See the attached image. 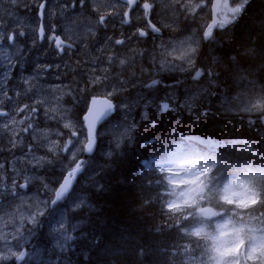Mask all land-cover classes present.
<instances>
[{
    "label": "rangeland",
    "instance_id": "1",
    "mask_svg": "<svg viewBox=\"0 0 264 264\" xmlns=\"http://www.w3.org/2000/svg\"><path fill=\"white\" fill-rule=\"evenodd\" d=\"M32 1L33 0H0V90L4 88L9 90L6 94V96L9 95V97L5 98L2 106H10V99L14 95H21L24 100L28 102L26 109H24L26 112L24 111L23 116L20 115L22 118L13 113L6 112V121L0 127V134L6 133L10 136V138L0 141L1 153L11 156L8 161L0 163V232L7 238L6 241L0 240V256L9 255L10 252H24L25 249L27 253L23 261L17 262L15 257L10 256L9 259L0 261V264H53L50 258L43 255L42 251L45 253V250L39 246L38 242H33V250L29 252L28 242L35 236L33 231L40 222L42 223H40V231L48 235L55 251L66 249L69 242V222L67 213L74 211V209L80 206L86 207V209L89 207L88 205L86 206L85 196L90 193L92 181L96 178L97 174L94 173L102 169L93 162L97 163V159L99 160L101 157L110 154L112 149L117 150L123 142L129 139L132 134L133 126L135 125L136 127L134 118H136L138 114L141 118L143 117V119L146 118L147 113L161 114L157 112V110L154 111L152 108V104L154 105L157 100L178 101V103L173 105H181L184 102V97L193 91L194 82L188 78L189 72L180 71L179 68H174L171 65H169L168 68L162 69L161 54L165 51H171L173 45H179L181 41L186 40L190 36L194 39H198L196 32L200 30L204 18L211 12L210 9L204 8L200 4L201 0H151L154 1L156 5V15H159L160 22H158V25L160 23L162 29L169 33V37L164 41L153 44L156 50L154 51L153 58H149L143 52L125 44L122 45L125 46L122 51L118 50V53L127 52V64H130L133 70L142 72L145 80L148 81L147 84H150L152 79L160 81L156 86L159 92L157 96H155L153 89H151V91H146V87H143L137 90L141 93L138 100L133 101L130 99L135 98L134 93L130 94L128 99H119L115 97L118 91L122 90V92L126 93L134 89V82L131 81V78H128L126 81L121 80L123 72L127 75V68H125L124 71L119 69L120 67H116L115 70H113V72L117 73L116 75H114L113 72L105 74L104 72H107L108 69L101 71L96 66H93L89 59L85 58V60L81 59V61H77L76 65L74 64L73 70H65L63 66L59 67L53 65L50 61H43V55L38 56V59L35 60L33 64L31 62L32 58L26 54L25 47L34 44L33 41H30V38L34 36L35 28H33L32 25L36 24V15L34 14H36L40 0ZM58 1L59 0H49V4L45 9V15L47 16V14H49L52 16L61 26V32L63 34L67 35L66 32H70V43L72 42L75 46L77 45L75 51L77 49L78 51H88L85 45L89 41H94L98 55L102 46L101 36L104 30L108 28L107 25L98 22V17L100 14L106 13L109 9L115 8H118V10L116 9L115 11L119 14L118 1L83 0V3H81V0H66L67 3H64L65 0ZM238 2L239 0H227L225 3H227L229 7H232ZM72 3L74 5L73 9L70 7ZM225 11L226 9L223 6L220 11L219 19L223 17ZM69 12L71 14H69ZM171 14L177 15L174 20H170L169 16H171ZM62 19L65 20L63 21ZM167 20H170V23H168ZM90 24L92 26H90ZM79 25L80 27H78ZM223 29L224 28L217 26L213 31V37L216 30L221 31ZM10 35L13 37L12 41L7 39ZM90 36H92L93 39L90 38ZM198 45L195 43L193 44L194 47H198ZM75 51H72V55H75ZM116 54L117 49H115V55ZM196 56L197 52L194 55V62ZM155 58L157 59L153 60ZM85 63H88V69L82 67L81 64ZM173 63H179V61H174ZM120 66L124 65L120 64ZM184 66L187 67V65ZM195 66L196 68L202 67L201 65L198 67L196 63ZM167 70L178 74L183 73V75L180 77H171L163 73ZM118 71L123 72L118 73ZM54 72H61V75L57 76ZM132 74L133 72H129V75ZM167 76L170 77L171 83H175H165L163 77ZM73 77L76 78L74 87L71 86ZM54 80H64L68 82L64 84L53 83ZM73 82L75 83V80ZM78 82L80 84H78ZM225 83L229 85V89H225V93L218 92L219 98L216 100L218 104L228 111H235L241 114L246 113L238 108L242 104H246L249 98H254L253 94L248 92V88L251 86L245 84L247 88L237 87L238 89H236V82L233 80L225 79L224 82L222 77H218L217 79L205 75V77L201 78L200 89L202 90L205 87L206 89L213 90L215 84H222L224 86ZM81 86L83 89H81ZM251 89H253V87ZM108 93H112L108 98L113 99L114 102L118 104L117 117L105 124L98 134L99 145L94 157L96 159L93 158L91 159L93 162L89 160L85 163L84 171L86 170V172L79 182V198L75 194H72L63 204H61V201L53 205L51 200L55 186L52 184L58 176L49 172V174L44 175L42 174V170L49 168V158L60 160V162H54L55 165L63 166L58 177L59 181L62 174L73 166L83 145L82 128L78 121V115L83 110L88 95L92 94L106 97ZM226 98L227 103L225 102ZM17 100L20 99L17 98ZM233 102H237V107H230ZM158 103L160 105L162 102ZM178 109H181L180 113L184 114V110L187 108ZM34 110H36V112ZM125 113H127V116H125ZM195 120V122H197V119ZM195 122L193 123L192 121L188 125V128L182 127L180 130L176 125L177 122L173 119L172 122H170V129H175L174 135H176L178 139L184 140V145H190L194 140L195 142L204 144L205 147L207 146L208 151H214L216 149L215 147L218 148L217 145L220 141L218 139L210 138L200 140L197 137H193L194 134H192V130L196 124ZM66 124L68 127H65ZM73 132L76 133V138H73ZM172 133L173 132H171V134ZM3 141H7V143L3 144ZM69 141H71V143H69ZM106 143L108 145L107 147ZM176 148L179 150L178 147ZM50 149L52 150L50 151ZM188 165L194 168L200 167L203 169H210L209 163L200 161V156L195 153L187 157L176 156L170 159L167 165L169 171L168 181L175 190L174 203L176 206L188 205L201 201V199L196 196L195 192H193L194 185L182 182V180L186 179V173L181 166ZM257 169L260 170L259 167H257ZM231 181H235V183H230ZM22 184L27 185L28 192H22L20 190ZM225 185L228 187L227 191L224 190ZM225 185L220 190V198L224 201L225 197L232 199L234 203L230 205L235 207V210L230 213L219 212L220 215L218 216H212L211 212L209 217L207 213L199 214L200 218H198L199 220L196 222L195 230L197 228H202L203 231H206L207 227H212V233H215L216 223L222 222L221 217L224 219L230 218V222L227 225L228 231L232 229L233 225H245L246 230L247 228L261 229L243 220L242 211L245 205L252 200L251 193L247 189L243 178L230 179ZM211 191H213V188ZM207 193H209V191H207ZM171 205L174 204L172 203ZM89 209L90 208L87 210ZM196 211H198V208ZM233 213H235V215ZM237 214H239V216H237ZM33 216H35L36 219L34 222H31ZM46 217L51 218V220H48ZM207 217L209 223L205 220ZM209 242L210 246L205 252V258L207 262L211 264V262L208 261V256L210 255L209 249L212 246V241L209 239ZM256 262L260 264L258 260Z\"/></svg>",
    "mask_w": 264,
    "mask_h": 264
},
{
    "label": "trees",
    "instance_id": "2",
    "mask_svg": "<svg viewBox=\"0 0 264 264\" xmlns=\"http://www.w3.org/2000/svg\"><path fill=\"white\" fill-rule=\"evenodd\" d=\"M216 44L218 50L211 52L210 57L215 60L217 72H223L224 82L225 79L235 81L236 89H245L247 84L251 86L248 90L254 96L264 95V56L245 57L243 48L240 47H254L258 52L264 50V0H250L240 16L227 25L223 32H216L214 41H210L206 47H215ZM131 48L142 51L140 47ZM238 54L244 69L239 76L234 71L231 60L233 55ZM115 58L119 69L130 66L126 62L127 52L118 53ZM122 60L125 67L120 66ZM74 64L76 65V61ZM74 64L71 68H74ZM127 72V75L123 72L122 81L133 76L136 81L134 87L141 88L148 83L139 70L132 69ZM129 72L133 74L129 75ZM217 75L213 77L218 79ZM240 76L243 78H239ZM74 80L76 78L73 77V87L76 84ZM228 86L226 83L224 86L215 84L213 90L204 87L207 91L203 93L197 106L191 110L185 109L183 114L188 122L194 123L197 119L192 133L196 136L220 141L248 140L252 143L257 155L220 147L215 151H206L198 146L200 153H207L214 161L215 173H223L224 176L242 171L249 165L261 167L264 163L260 159L264 156V126L261 116L228 111L216 101L219 98L218 92L225 93ZM153 90L157 96L158 90ZM158 102L164 101L157 100L152 104L154 111L159 106ZM169 102L172 107L161 114H169V119L173 118L179 123L180 118L175 109L182 107L173 105L178 101ZM230 107H237V102H233ZM249 120L255 123L249 125ZM170 125L166 117L159 118L155 128L149 132L151 135L143 133L152 138L148 140L151 143L146 146L138 145L137 142L134 146L135 136L139 135L135 134L134 125L129 139L117 150L105 155L102 169L92 181L88 194L86 206L90 209L81 207L68 217L71 231L67 250L63 254L48 250V257L58 259L55 264H205L204 251L208 242L202 236L191 235L192 212L187 208L174 209L169 206L171 195L165 178V164L173 155L175 144L184 143L176 135H171L173 129H170ZM137 147L140 148L139 151ZM255 187L260 195V202L257 206L246 209L244 213L264 225V173L257 175ZM40 235L39 246L47 248L44 234Z\"/></svg>",
    "mask_w": 264,
    "mask_h": 264
},
{
    "label": "snow or ice",
    "instance_id": "3",
    "mask_svg": "<svg viewBox=\"0 0 264 264\" xmlns=\"http://www.w3.org/2000/svg\"><path fill=\"white\" fill-rule=\"evenodd\" d=\"M250 2V0H239L238 3H235V6L229 7L227 3L224 4V8L226 11L223 13V17L220 19L214 18V23L212 25H209L207 30L204 31L203 39L204 40H212L213 37V30L215 27L225 28L227 25L233 23L237 17L240 16L242 11L245 9L246 5ZM81 3H83V0H81ZM137 3V0H127V7L131 8L133 5ZM44 5H41V8L43 9ZM153 7V4L150 2H144L143 3V9H144V16L145 18L148 17L151 9ZM195 10V9H193ZM100 24H103L105 22V16L101 15L98 21ZM122 23H129L128 20V13H124V19L122 20ZM149 27H151L153 32H159L160 28L156 25L152 24L151 21H149ZM41 35H43V28L40 29ZM140 36H145L147 33L143 30L139 31ZM9 41L13 40V37L10 35L7 37ZM55 43L58 48L62 47L63 41H61L59 38H54ZM116 44H122V40H116ZM199 44L198 39H194L193 37H188L186 40L181 41L179 45H173L171 51H165L161 54V68H168L169 65H171L174 68H179L180 71L189 72V77L194 83H193V91H191L187 96L184 97L183 104L180 105L182 108H187L189 110L193 109L197 106L198 101L200 100L201 96L206 89H200V81L202 77H205L207 75L208 77H212L215 75L214 72L211 70L205 72L204 69L196 68L195 62H194V55L197 52V47H194L193 44ZM240 47L243 48V55L245 57L248 56H264V50L257 51L254 47H248L246 45H241ZM170 58V59H169ZM231 60L234 65V71L238 74L244 71L241 65V61L239 59L238 55H233L231 57ZM174 61H179V63H173ZM121 64L124 63V61H120ZM184 65H187L185 67ZM239 78H243L240 76ZM211 82V81H210ZM160 83L157 79H152L150 84H146L145 87L149 89H154L158 84ZM112 93H108L103 101V109L101 110L102 115H110L111 111L117 107L112 103L110 99L107 97H110ZM96 98H93V104H95ZM227 102V98L226 101ZM170 107H172L171 103L167 100L162 102L157 107V112L159 113H165L167 112ZM243 112L246 113H264V95H257L254 98H249L247 103L240 109ZM23 111V109H21ZM91 111V109H89ZM206 114V113H205ZM0 115H3V113H0ZM125 116H127V113H125ZM261 119H264V115L260 117ZM87 119V117H85ZM143 119V117H142ZM155 121H153V126H155ZM255 123V121L249 120V125H252ZM65 127H68L66 124ZM93 128L94 125L89 126V134L87 137V144L85 146L86 150L88 152H91L93 149L94 144V134H93ZM173 133H175V129H173ZM76 133L73 132V136H75ZM71 143V141H69ZM148 143H151V141H146V146ZM218 147L222 149H238L240 151H247L251 152L253 155H257V153L253 150L252 143L248 140H222L218 142ZM67 147V146H65ZM52 149H50L51 151ZM224 157L222 156L221 159ZM261 160H264V156L260 157ZM195 163V162H194ZM185 173H186V179L182 180V182L191 183L194 185L193 192H195L196 196L200 199L204 198V190L207 189L209 192L212 190L213 187L218 188L224 179V174H217L213 173L211 169H203L200 167H192L191 165L188 166H181ZM81 164L76 165V169H80ZM73 175V173H69V176ZM230 183H235V181H231ZM66 185L67 181L65 182V186H62V189L66 191ZM24 185H21L23 187ZM225 191L228 190L227 185H225L224 188ZM64 192L58 191L56 192V199L52 200L51 203L53 205L57 204ZM183 194V193H181ZM225 202L228 204H233L234 201L232 199H228L227 197L224 198ZM257 201L256 199H252L251 203L255 204ZM246 206V205H245ZM171 207V206H170ZM203 211V210H202ZM43 214V213H38ZM235 215V213H233ZM191 215V214H190ZM212 216H218L220 213L218 212H211ZM188 217L186 216L185 219ZM36 219L35 216L32 217V221L34 222ZM222 222L216 223L215 227V233L208 234V238L212 241V246L209 249L210 255L208 256V261L211 262V264H241L243 261H259L260 264H264V229H257V228H247L245 225L236 226L233 225L232 229L230 231L227 230V225L230 222V218L224 219L221 217ZM203 231L202 228H197L191 235L199 237L201 232ZM6 236L0 232V240L6 241ZM11 257H15L16 261H23L25 259V253L24 252H10L9 255L0 256V261L7 260Z\"/></svg>",
    "mask_w": 264,
    "mask_h": 264
},
{
    "label": "bare ground",
    "instance_id": "4",
    "mask_svg": "<svg viewBox=\"0 0 264 264\" xmlns=\"http://www.w3.org/2000/svg\"><path fill=\"white\" fill-rule=\"evenodd\" d=\"M34 1V0H33ZM32 1V2H33ZM37 1V0H36ZM39 1V0H38ZM49 1V0H48ZM53 1V0H52ZM60 1V0H59ZM58 1V2H59ZM91 1V0H90ZM110 1V0H109ZM147 1H149L150 3H152L153 4V8L154 9H156V5H155V3H154V1H151V0H147ZM72 2V1H71ZM106 2V1H105ZM140 2V1H139ZM160 2V1H159ZM177 2V1H176ZM213 2H214V0H212V5H211V11H212V6H213ZM29 3V2H28ZM77 3H78V1H77ZM178 3V2H177ZM3 4V3H2ZM36 4V3H35ZM35 4H34V6H35ZM49 4V2L47 3V5ZM52 4V3H51ZM55 4V3H54ZM69 4V3H68ZM80 4V3H79ZM25 5H27V4H25ZM70 5V4H69ZM87 5V4H86ZM105 5V4H104ZM165 5V4H164ZM175 5V4H174ZM159 6V5H158ZM47 7V6H46ZM49 7V6H48ZM58 7V6H57ZM84 7V6H83ZM106 7V6H105ZM161 7V6H160ZM65 8V7H64ZM136 8V7H135ZM134 8V9H135ZM24 9V8H23ZM22 9V10H23ZM76 9V8H75ZM45 10V9H44ZM54 10V9H53ZM63 10V9H62ZM116 8L115 9H109L106 13H103V14H100V16L101 15H104L105 16V22L103 23L104 25H107L108 26V28H106L105 30H104V32H103V34H102V36H101V40H106V43H107V48L110 50V53L111 54H113V46L116 44L115 43V41L116 40H122L123 41V43L122 44H125V45H127V46H129V47H140L141 49H142V51L141 52H143L147 57H149V58H153V56H154V51H156L155 50V46L153 45V44H155V43H159L160 41H164L165 39H167L168 37H169V33H167V31H165L166 33H167V36L165 37H162L163 36V32H164V30L162 29V27L160 26V23H159V28H160V31L159 32H153L150 28L151 27H149V24L147 25L146 23H144V19H145V16H144V13L143 14H139V16H138V22H133V23H128V24H123L122 22H121V20H122V16H121V14H118V13H116ZM157 10V9H156ZM50 11V10H49ZM59 11H60V9H59ZM29 12V11H28ZM34 12V11H33ZM68 12V11H67ZM81 12V11H80ZM90 12V11H89ZM141 12V11H140ZM164 12V11H163ZM54 13V12H53ZM75 13V12H74ZM83 13V12H82ZM152 13V15H150ZM151 13H149V16H151V18H152V24H154V25H156L157 26V23L158 22H160L159 21V15H156V11H151ZM168 13V12H167ZM29 14V13H28ZM69 14H71L70 12H69ZM91 14V13H90ZM97 14V13H96ZM34 15H36V14H34ZM79 15V14H78ZM136 15V14H135ZM28 16V15H27ZM80 16V15H79ZM133 16V15H132ZM175 16H177V15H173V14H171V16H169L170 17V20H174L176 17ZM35 17V16H34ZM45 17V16H44ZM47 17H48V20H49V23H50V31H51V33L53 34V35H56V36H58V35H60V34H62V35H64V37L65 36H67V38L68 39H70L69 37V34H70V32L68 33V32H66L67 33V35H65V34H63L62 32H61V26L52 18V16L51 15H49V14H47ZM46 17V18H47ZM62 17H64V16H62ZM81 17H82V14H81ZM92 17H94V16H92ZM163 17V16H162ZM30 18H32V17H30ZM89 18H91V17H89ZM136 18V17H135ZM58 19V18H57ZM60 19V18H59ZM69 19V18H68ZM77 19V18H76ZM95 19V18H94ZM134 19V18H133ZM162 19V18H161ZM63 20V19H62ZM65 20V19H64ZM63 20V21H64ZM67 20V19H66ZM93 20V19H92ZM96 20V19H95ZM131 20V19H130ZM170 20H167V22L168 23H170ZM62 21V22H63ZM68 21V20H67ZM76 21V20H75ZM151 21V20H150ZM163 21V20H162ZM42 22V21H41ZM93 22V21H92ZM35 23H36V21H35ZM77 23V22H76ZM90 23V22H89ZM41 24V23H40ZM74 24V23H73ZM163 24V23H162ZM167 24V23H166ZM34 25V24H33ZM32 25V26H33ZM46 25V24H45ZM72 25V24H71ZM78 25V24H77ZM39 26V25H38ZM88 26V25H87ZM87 26H86V28H87ZM90 26H92L91 24H90ZM89 26V27H90ZM45 27V26H44ZM69 27V26H68ZM78 27H80V25L78 26ZM158 27V26H157ZM41 28H42V26H41ZM75 28V27H74ZM93 28V27H92ZM91 28V29H92ZM226 28V27H225ZM224 28V29H225ZM223 29V30H224ZM49 30V29H48ZM80 30V29H79ZM84 30V29H83ZM140 30H143V31H147V30H149V32L151 33V35L152 36H150L149 37V40H151L153 37L155 38V40L153 41H147V40H145V38H146V35L145 36H140L139 35V31ZM223 30H221V31H219V30H216V32L218 33V32H223ZM34 31V30H33ZM168 31H170V30H168ZM216 32H215V35H216ZM47 33V32H46ZM148 33V32H147ZM186 33V32H185ZM197 33V37H198V39H200L199 40V45H198V47H197V56H196V60H195V63L198 65V67L201 65L202 67H200L201 69H204L205 70V72L207 73V71H209V70H211L212 72H214L215 73V75H217V74H219V75H217V76H219V77H223V72L221 71L220 73H218L217 72V70L215 69V60L214 59H212L211 57H210V53L211 52H214V51H216V50H218V45L216 44V46L214 47L213 45H210V46H208V47H206L207 46V44L210 42V41H213V39L212 40H204L203 39V35L202 34H200L199 33V31H197L196 32ZM101 34V33H100ZM214 35V36H215ZM85 36H86V34H85ZM44 37V36H43ZM89 37V36H88ZM93 37H96V36H93ZM99 37V36H98ZM110 37H111V39H112V42H111V44H109V40H111L110 39ZM175 37V36H174ZM26 38V37H25ZM45 38V37H44ZM57 38H59V39H62V37L61 36H58ZM81 38V37H80ZM90 38H92V36H90ZM77 39V38H76ZM75 39V40H76ZM93 39V38H92ZM95 39V38H94ZM109 39V40H108ZM45 40H47V38L45 39ZM55 40V39H54ZM179 40V39H178ZM24 41H26V40H24ZM172 41V40H171ZM35 42V41H34ZM52 42V41H51ZM70 42V41H69ZM77 42V41H76ZM75 42V43H76ZM79 42V41H78ZM85 42H87V41H85ZM92 42H94V41H92ZM92 42H87V43H92ZM48 43V42H47ZM72 43V42H71ZM168 43V42H167ZM74 44V43H73ZM164 44V43H163ZM24 45V44H23ZM75 45V44H74ZM25 46V45H24ZM77 46V45H76ZM165 46V45H164ZM163 46V47H164ZM81 47V46H80ZM166 47V46H165ZM206 47V48H205ZM236 47V46H235ZM26 48V52L29 54V53H31V52H33V51H36L37 53H42V54H46V55H49V48H51V47H48V48H44V47H42L41 45H35V46H33V49H30V48H28V47H25ZM75 49V48H74ZM215 49V50H214ZM222 49H224V48H222ZM163 50V49H162ZM78 51V49L75 51V52H77ZM158 51H159V49H158ZM54 53V52H53ZM68 53V52H67ZM73 53V52H72ZM158 53V52H157ZM62 54V53H61ZM218 54H220V53H218ZM224 54V53H223ZM222 54V55H223ZM61 56H63V55H61ZM60 56V57H61ZM158 56V55H157ZM156 57V56H155ZM58 58V57H57ZM63 58V57H62ZM159 58V57H158ZM66 59V58H65ZM157 58H155V59H153V60H156ZM60 60V59H59ZM70 60V59H69ZM61 61H63V60H61ZM61 63V62H60ZM66 63V62H65ZM64 63V64H65ZM68 63V62H67ZM63 64V65H64ZM70 64V63H69ZM57 66H59V65H57ZM70 66V65H69ZM64 67V66H63ZM67 67V66H66ZM57 69V68H56ZM216 72H217V74H216ZM118 73H119V71H118ZM165 75H169V76H171V77H180L181 75H183V73L182 74H178V73H175V72H170L169 70H167V71H164L163 72ZM211 78H213V76L211 77ZM170 80V79H169ZM76 81V80H75ZM78 84H80L79 82H78ZM82 84V83H81ZM80 86V85H79ZM82 87V86H81ZM85 87V86H84ZM81 89H83V87L81 88ZM119 89V88H118ZM248 92H250V93H252L253 94V92H251V91H248ZM90 93V92H89ZM132 93H134L135 94V98H133V99H130V100H133V101H137L138 100V97H139V95H141V93L139 92V91H137V90H130L129 92H126V93H124V92H122V90L121 91H118L117 93H116V96L115 97H117V98H119V99H122V98H124L125 99V97L126 96H129L130 94H132ZM7 94V93H6ZM92 95V94H91ZM103 95V94H102ZM9 96V95H8ZM89 96V95H88ZM100 96V95H99ZM254 96V95H253ZM255 96H257V95H255ZM254 96V97H255ZM129 98V97H128ZM28 99V98H27ZM5 100V99H4ZM30 101V100H29ZM129 101V100H128ZM132 101V102H133ZM6 102V101H5ZM6 104V103H5ZM36 104V103H35ZM125 104V103H124ZM129 104H132V103H129ZM33 105V104H32ZM69 105V104H68ZM125 105H127V104H125ZM88 106H89V103H86L85 104V106L83 107V110L80 112V114L78 115V121H79V124H80V126H81V128H84V124H83V116L85 115V113H86V111H87V109H88ZM64 107H67V106H64ZM77 108V107H76ZM26 109V108H25ZM30 109V108H29ZM69 109V108H68ZM174 109V108H173ZM31 110V109H30ZM176 110V115L180 118V122L179 123H176V125L177 126H179L180 128H188V125L191 123V122H188V121H186L185 119H184V116H183V113L181 114L180 112H181V109H178V108H176L175 109ZM26 112V111H25ZM30 112V111H29ZM40 112V111H39ZM75 112V111H74ZM11 113V112H10ZM36 114V113H35ZM261 113H254V114H252V115H255V116H259ZM24 115V114H23ZM29 115V114H28ZM40 115V114H39ZM76 115H77V113H76ZM167 115L169 116V114H166V116L165 115H163V114H157V113H154V114H149V113H147V116H146V118L145 119H142L141 118V116L138 114L137 115V117L136 118H134V120H135V122H136V127H135V134H139V135H136L135 136V141H134V146L136 145V142L138 143V145H144L145 144V142L146 141H148V140H150V139H152V138H150V137H148L147 136V134L150 132V130L152 129V128H155V126H153V121H155L156 123H157V121H158V119L159 118H162V117H166V120L167 121H169V122H172V120H173V118H172V120L171 119H169V118H171V117H167ZM262 115H264V114H261L260 116H262ZM33 116L35 117V115L33 114ZM41 116V115H40ZM19 117H21V116H19ZM39 117V116H38ZM177 117V118H178ZM15 118V117H14ZM22 118V117H21ZM36 118V117H35ZM116 117L114 116V115H111V116H109L108 118H106V121H107V123H109L110 121H112V120H114ZM33 119V118H32ZM16 120H17V118H16ZM37 120V119H36ZM15 121V120H14ZM41 121V120H40ZM37 123V122H36ZM45 123V122H44ZM156 123H155V125H156ZM37 125H38V123H37ZM39 127V126H38ZM22 128V127H21ZM194 129H195V126H194V128H193V130H192V132H194ZM33 132V131H32ZM103 132V131H102ZM28 133H29V131H28ZM143 133H147V134H143ZM152 133H154V132H152ZM25 134V133H24ZM32 134V133H31ZM102 134H104V133H102ZM134 134V135H135ZM175 133H172L171 135H174ZM28 135V134H27ZM36 135V134H35ZM149 135H151V133H149ZM35 139V138H34ZM134 139V138H133ZM133 139H132V141H133ZM130 144V143H129ZM101 146V145H100ZM108 145H107V143H106V147H107ZM103 147H104V145H103ZM138 148V147H137ZM214 148V147H213ZM216 149H217V147H215ZM121 149V148H120ZM139 149L140 148H138V151H139ZM105 150V149H104ZM111 151H115L114 149H112ZM138 151H137V153H138ZM71 156V155H70ZM97 157H98V155H97ZM106 158V156H104V157H101L99 160L97 159L96 160V162L97 163H95V162H93L92 160V162L95 164V165H98L100 168H102V166H103V164H104V162H103V160ZM96 159V158H95ZM106 162V161H105ZM63 169V166H59V165H55L54 163L49 167V171L50 172H52V173H54V174H56V175H58L59 176V174H60V171ZM82 219V218H81ZM80 222V221H79ZM82 223V222H81ZM94 223V222H93ZM79 226V225H78ZM95 226V225H94ZM66 228V227H65ZM87 229V228H86ZM68 230V229H67ZM35 231H36V229L33 231L34 233H35ZM71 231V230H70ZM79 231V230H78ZM81 231V230H80ZM69 232V231H68ZM33 233V234H34ZM65 233V232H64ZM79 233V232H78ZM41 236V235H40ZM68 236H69V234H68ZM79 236V235H78ZM72 238V237H71ZM62 240H64V239H62ZM68 240V239H67ZM78 241H80V240H78ZM21 242V241H20ZM40 243V239H36V241H35V243ZM59 242V241H58ZM57 242V243H58ZM62 242V241H61ZM63 243V242H62ZM61 243V244H62ZM67 243V242H66ZM71 245V244H70ZM75 245V244H74ZM65 246V245H64ZM70 247V246H69ZM81 247V246H80ZM76 249H78V248H76ZM67 250V249H66ZM63 257V256H62ZM159 258V257H158ZM155 260V259H154ZM163 263V262H162ZM167 264V263H166Z\"/></svg>",
    "mask_w": 264,
    "mask_h": 264
},
{
    "label": "flooded vegetation",
    "instance_id": "5",
    "mask_svg": "<svg viewBox=\"0 0 264 264\" xmlns=\"http://www.w3.org/2000/svg\"><path fill=\"white\" fill-rule=\"evenodd\" d=\"M118 4H119V14H121L122 16V20L124 19V13L127 12L128 13V20L129 23H135L138 22V16L139 14H143L144 13V9H143V3L144 2H149L147 0H137V3L135 5H133L131 8L127 7V0H117ZM140 1V2H139ZM49 1L48 0H41L40 1V5H44V9H46L47 3ZM200 4L204 7V8H208L211 10V5H212V0H201ZM74 5L72 3L71 5V9H73ZM136 7V8H135ZM135 8V9H134ZM141 11V12H140ZM151 11H155V9L152 7ZM150 11V13H151ZM45 13V10H44ZM136 14V15H135ZM133 15V16H132ZM152 15V13L150 14ZM47 16L44 14L42 16V19L40 21L37 22V30L41 29V26L43 28V37L42 40H40V45L44 48H54L52 46V43L55 41L54 38H57L58 36H61L62 39H60L63 42L66 43H70L69 39L67 38V36L64 37V35L60 34L58 36L53 35L50 31V23L48 22V19L46 18ZM136 17V18H135ZM134 18V19H133ZM131 19V20H130ZM121 20V22H122ZM151 20L152 22V18L151 16L148 15L147 18L144 19V23H146L147 25L149 24V21ZM42 21V22H41ZM41 23V24H40ZM46 24V25H45ZM125 24V23H123ZM128 24V23H126ZM39 25V26H38ZM45 26V27H44ZM157 26L159 27L158 23ZM49 29V30H48ZM47 32V33H46ZM148 32V33H147ZM147 35L145 40L147 41H154L155 38L153 37L151 40H149V37L152 36L151 33L149 32V30L146 31ZM166 37L167 33L164 31L163 32V36L162 37ZM47 38V40H45ZM111 39V37H110ZM109 40V39H108ZM52 41V42H51ZM48 42V43H47ZM112 39L109 40V44H111ZM101 51L100 53L97 55V47L95 45V42L92 43H87L85 45V48H87L88 51H77L75 52V56L72 55L71 51H74L76 49L71 48L69 46H62L60 48H57L55 50L54 53L51 54V59L54 65H59V67L64 66L65 70H73V68H71L72 64H74V61H81V59H85V58H89L90 62L92 63L93 66H96L98 69H100L101 71L108 69L107 72H104L105 74H108L109 72H113V70H115L116 67H118L117 65V60L115 58V49H117V54H118V50L122 51L124 49L125 46H122L123 44H115L113 46V54L110 53V50L107 48V43L106 40H101ZM84 48V47H83ZM26 51V48H25ZM68 52V53H67ZM62 53V54H61ZM26 54L31 57V62L34 64V61L38 59V53L36 51H33L31 53H27ZM63 55V56H61ZM61 56V57H60ZM58 57V58H57ZM63 57V58H62ZM66 58V59H65ZM60 59V60H59ZM70 59V60H69ZM63 60V61H61ZM88 60V62H89ZM61 62V63H60ZM66 62V63H65ZM68 62V63H67ZM65 63V64H64ZM70 63V64H69ZM64 64V65H63ZM70 65V66H69ZM82 67L84 69H88L89 65L88 63L85 64H81ZM67 66V67H66ZM133 68L132 66H128L127 67V71H131ZM125 71V69H123ZM137 71V70H136ZM123 72V71H122ZM55 75L60 76L61 72H54ZM114 75H116V72H113ZM126 74H128V72H126ZM54 75V76H55ZM131 81L134 82V85L136 83L134 77H130ZM170 77H163V81L167 84H174L175 82H170ZM66 81L64 80H54L53 83H62L64 84ZM145 87V86H144ZM143 88V87H141ZM139 87H134L133 90H139L141 89ZM157 89V87H155ZM110 99V98H109ZM112 101V103L115 105V102L113 99H110ZM0 113H3V115H0V118H3L5 111L2 109Z\"/></svg>",
    "mask_w": 264,
    "mask_h": 264
},
{
    "label": "water",
    "instance_id": "6",
    "mask_svg": "<svg viewBox=\"0 0 264 264\" xmlns=\"http://www.w3.org/2000/svg\"><path fill=\"white\" fill-rule=\"evenodd\" d=\"M221 1L222 0H214V2H213L212 11H211L212 12V22L210 25H212L214 23V18L216 19V14L218 12V8L220 6ZM96 101L97 102L95 104H93V98H90L88 109H87V111H86V113L82 119L83 124H84V128L86 130L87 137L89 134V126L90 125H94L93 134L95 135V132H96L97 128L99 127V125L101 124V122L104 121L109 116L114 114V109H113L111 111L110 115H102L101 110L104 107V105H103L104 98H96ZM89 109H91V111H89ZM85 117H87V119H85ZM262 120L264 122V119H262ZM95 144H96V141H95V137H94V144H93L92 151L88 152L85 148L84 153L86 155H91L94 151ZM75 174H76V171H74V173H73L72 180L74 179ZM68 183L69 182L67 181V185H68ZM67 185H66V188H67ZM69 186H70V184L68 185V188H69Z\"/></svg>",
    "mask_w": 264,
    "mask_h": 264
}]
</instances>
